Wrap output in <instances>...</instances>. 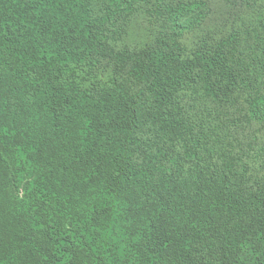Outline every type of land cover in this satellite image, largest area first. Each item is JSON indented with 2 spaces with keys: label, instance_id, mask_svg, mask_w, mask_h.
Here are the masks:
<instances>
[{
  "label": "trees",
  "instance_id": "trees-1",
  "mask_svg": "<svg viewBox=\"0 0 264 264\" xmlns=\"http://www.w3.org/2000/svg\"><path fill=\"white\" fill-rule=\"evenodd\" d=\"M0 264H264V0H0Z\"/></svg>",
  "mask_w": 264,
  "mask_h": 264
}]
</instances>
